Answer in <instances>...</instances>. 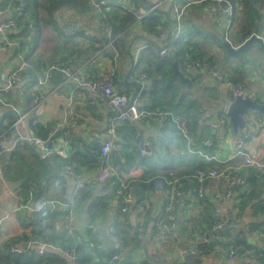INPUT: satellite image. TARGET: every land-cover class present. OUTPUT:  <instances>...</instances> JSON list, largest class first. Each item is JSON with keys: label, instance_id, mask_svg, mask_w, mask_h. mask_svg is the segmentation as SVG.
<instances>
[{"label": "crops", "instance_id": "1", "mask_svg": "<svg viewBox=\"0 0 264 264\" xmlns=\"http://www.w3.org/2000/svg\"><path fill=\"white\" fill-rule=\"evenodd\" d=\"M107 1L111 2L110 0ZM140 1L145 5L142 11L149 9L148 4L154 2V0ZM176 1L169 0L168 5L169 8L171 7L169 10L172 11L170 12L171 14H169L172 19V27L166 30L173 33L177 29L176 17L172 10V5H178L175 4ZM123 3L124 6L130 7L131 9L134 7V3L131 0H123ZM205 5L196 9L191 15L192 18L195 22L204 25L203 27L209 25L213 27V29H217L216 31H218V33H222L223 26L221 28V25L223 21L212 18L208 7ZM9 11L10 9L7 10L6 16H11ZM96 14L97 12L92 9L88 13L75 16L81 27H88L86 30L87 34H90L92 29L100 25L99 20L96 18ZM65 16L68 20L70 13L65 12ZM205 16H209V21H205ZM88 21L89 23L87 24ZM174 23L175 26H173ZM181 25L184 26V22H181ZM132 26L129 29L131 36L129 40L131 41V46H133V52L136 53L147 44V40L142 35V29L139 23ZM258 42L260 44L263 43V41ZM104 48H106L108 52L109 50L112 51L108 43H106ZM261 49L262 51L259 53L260 58L250 59L246 62V66H240L241 60L239 58H228L224 50L220 47L217 50L223 51L224 59H222V66L226 67L228 71H233L235 68L239 67V69L243 70V73L246 74L244 81L258 83L260 90L252 88L250 90V95L254 99L255 97H259L264 101L263 45H261ZM106 51H99L95 53V55H91V57L81 64L84 68L83 76L85 78L90 76L91 79H95L102 75L110 66L115 65L117 68L115 80L116 87L125 91L129 97L134 98L137 96L138 89L135 86V75H129L128 73L129 67H131L130 64H132L131 59L119 58L116 61L113 52L109 54L110 52L107 53ZM11 55L12 53L0 46V83L2 82L3 76L7 74L13 66H16L20 60L19 55L17 58H13ZM251 63H253V66L256 68L254 72L251 71ZM180 69L182 70L181 67ZM182 71L185 76H187V73H185L184 70ZM199 74L200 76H195ZM191 75H193L196 80L192 81L191 77L187 76L190 78L191 84H186L188 87L193 85L192 96L197 101V105L196 103L194 104V110L197 112L198 121L195 127L194 124H191V121L187 119L186 115L180 113V115L188 121V126L186 127V134L188 137L184 136L183 132L174 126L175 129L165 128L169 123L162 125L154 121L126 120L127 122L124 121L125 123L123 122L120 125V128L122 127L123 139L120 136L114 148L115 150L120 149L117 150L114 155L115 164H117V167L115 166L117 174L113 175L105 182H99L96 180L99 169H84L81 172L85 186L78 197V206L75 212V236L79 244H83L86 239L88 240V236L86 235L87 230L91 229L92 235L96 239L93 242L96 243L91 242L89 245L91 247L95 246L107 254L115 249L114 246L117 243V238L121 239V235H126V231L139 229V233H142L139 236L141 247L137 250V254L140 255L141 258H149L154 264H182L185 261L194 264L182 255L184 251L183 239L187 241L188 246H186V248L189 253L193 248H205L210 236H215L212 234V227L215 221L221 219L225 223H228V226H236L238 230H240V228L245 230L248 235V241L251 244L255 243L259 246L262 245V236L257 231L252 230L251 225L254 221L260 223L264 219V211L260 210V212H257L256 206L253 205L257 200L260 201L258 198L264 200V185H257V195H255L252 199L253 201H251L253 204L248 203L245 207L241 208L237 205L240 201L241 193L244 191L249 192L252 188L251 184L248 183L242 188H235V192L232 196V198L234 197L233 199L230 198L217 201L214 194L217 191L223 190L224 183L222 179H215L207 181L204 184L208 197L201 198L204 199L202 202H199L201 199L197 201L190 200L189 204H187L188 197L191 194L189 190L190 184H192L191 179L194 178V173L192 175V172H190L191 170L194 172L202 168H217L223 170L225 167L223 163L216 160H207L201 153H189L188 148L191 146L194 149L202 150L209 154H216L220 159H225L233 153L236 139L241 135V132L234 133L232 128L226 132L225 126L220 123V118L223 115L221 111H223L225 106L228 107L231 102L227 87L222 82H219V80L210 77L208 73L196 72L195 74L191 73ZM53 79L54 78H44L42 83L38 85V92L40 96L44 98L40 109L35 108L38 105L35 101V97V105L30 109H27V107H29L28 103L25 100H21V97H19L24 96V94H12L10 98L13 97V103L19 106L24 113H28L29 118L32 115L31 117L36 118L38 122L49 125L50 131L53 129L54 125H58L64 119L65 121L67 119L68 121L71 120V124H69L70 136L76 135L80 139L85 137L89 140H99L103 142L106 138L107 121L111 115L110 108L105 105L89 104L87 102L88 91L72 86L69 81L65 82L64 86L57 89L58 95H52L51 91L64 83V81H61L55 84ZM5 115L6 113L3 114V112H0V119L3 117L6 118ZM255 115L264 117V112L251 111L247 114V119L250 121L249 128L251 124L255 122ZM18 118L19 116L17 115V120ZM11 126L4 130L0 127V134L8 130ZM21 127L26 131L25 124H22ZM129 127H134L135 129H130ZM200 133L203 135H200ZM206 140L210 141V147L204 145V141ZM247 144L252 154L264 158V124L259 133L255 135L252 140L248 141ZM139 150H141V152H139L140 156L146 161L148 169L153 170L155 174H161L157 176L158 178H170L175 176L179 178L180 188L183 190V187H186L184 193H190L188 197H186L185 194L183 204L176 209L177 223L176 227L173 229L175 233L169 229L163 231L157 228L159 226L157 225L156 218L165 206L166 198L156 190V187L153 192L150 193L149 191L144 195V200L140 201L136 208L131 205L128 211H123L121 209L122 201L116 196V184L118 183L116 179L125 177V179H129L131 184L141 181L145 177L146 168L140 165L132 168L128 172L121 173L118 170L120 167L117 161L120 160L123 162L126 157H130V160L133 161L135 160L133 155L138 154ZM72 152L73 147L71 146L69 155H71ZM41 157L38 149L32 144L21 146L11 153H0V164L2 167V174H0V246L4 241L12 237H22L21 243L14 245L20 250L17 252L18 254H24L28 251V254L33 253L32 251L37 253L36 247L32 245L33 241H48L32 237L31 227L27 226L28 220L25 219L23 214L21 217L18 216V210L22 200L18 191L23 182L27 180L33 181L34 178L42 172L47 173L39 182V186L40 183L42 186L39 197L36 199L38 186L35 193L32 195L30 193V201L24 206L28 212L30 211L31 213H36V211L40 210H35L34 208L38 207L41 201L71 197L74 195L77 184L75 178L65 175V168L59 171L57 166L54 165L56 156L51 158ZM41 160H49L48 165H43V167H41ZM241 162L240 159H237L231 161L230 165L233 167L240 166V170L247 176L251 167H245ZM57 173H60L64 178H68H66L65 183L62 185L57 178H54ZM155 176L156 175H154V177L151 176L147 182H149L151 178H156ZM260 178L264 180L263 175L259 176V179ZM186 181L187 183H185ZM137 199L138 196H135L134 202H136ZM92 202L96 203L98 209H100V213L93 218L89 210ZM53 209L55 210V208L51 210ZM257 213L260 214L259 217H257ZM184 220L189 221L186 224V231L183 229ZM62 222L64 223L63 219ZM141 224L142 230L139 228ZM208 226L211 227V229L208 231L207 228L206 231L203 232L204 227ZM92 228H95L96 231L93 232ZM187 232L192 235L191 238L193 239L188 238ZM24 235L30 236V239L24 238ZM82 235H84L85 238ZM199 244H201V246H199ZM123 246L124 252H127L129 246ZM230 249L220 252L219 254L215 252L202 253L199 257L195 258L202 259V264H236L237 262L234 260L235 255L231 256L229 254ZM52 251L58 252L53 249ZM246 252L250 253V250H246ZM59 253L62 258H66L69 261L63 252L60 251ZM93 261L99 262L100 259L95 255Z\"/></svg>", "mask_w": 264, "mask_h": 264}, {"label": "trees", "instance_id": "2", "mask_svg": "<svg viewBox=\"0 0 264 264\" xmlns=\"http://www.w3.org/2000/svg\"><path fill=\"white\" fill-rule=\"evenodd\" d=\"M24 1L25 3L21 6L20 0H0V8L4 9V16H6L7 10L10 9L9 14L14 17L17 22V28L8 32L12 40L15 42V49H13L11 57L17 58L18 55L22 56L28 63L27 68L22 72L23 77L25 78L24 96H19L21 97V100H25L28 103L29 107H27V109L34 107V97L38 92L37 86L42 82L44 79L43 76L47 73L48 68L52 64L59 65L60 67H69L73 71H76L86 59L91 57V55H95V53L99 51H106L104 46L108 43L112 51L109 50L110 53L108 51L106 52L109 54L113 52L116 61L119 58L131 59L132 64H130L131 67H129L128 70L129 75H138L139 73H146L148 75V80L142 89L139 83L135 81V86L138 89L137 100L141 109L151 110L171 108L179 114L186 115L187 119L191 121V124H194L196 127L198 115L194 110V104L196 103L197 105V101L192 96L193 85L188 87L186 83L182 82L180 76L176 74L174 70V62L177 61L182 70H184L185 64L188 61L198 58L210 62L216 67L218 64L217 59L214 55L209 54L206 47H213L216 44L218 47H222L228 58H238L241 57L242 53L240 55L230 54L223 44L225 39H228L233 46H240L254 35L264 36V0H231L234 4L233 13L229 18V27L226 25V31H222V33H218L216 30V32L210 31L203 27L204 25L195 22L192 18V13L205 4H191L187 6L184 11V21L182 20V23L184 22V26H182L183 29L179 33H175V36L170 40L174 51L170 56L160 55V48L168 45V43L160 40L159 34L172 27V19L169 15L171 14L170 12H172L171 10H168V12L160 7H156L142 19H138V14L145 8V5L140 0H131L134 3L133 9L124 6L123 0H110L111 2L109 3L99 4V9H97L92 0ZM188 1L189 0H177L176 2L178 3L175 2V4L183 6ZM92 9L97 12L96 18L99 20L100 24L104 21L113 29L112 39L116 37L115 35H119L120 33H123L122 36L116 37L111 41L106 36L108 33L101 25H98L96 28L92 29L90 34H87L86 30L88 27H81L75 16L88 13ZM65 12L70 13L68 20L65 16ZM211 16L214 19L221 20L222 15L211 14ZM88 23L89 21L87 24ZM136 23H139V26L142 29V35L147 40V44L140 48L137 56L135 55L136 53L133 52V46H131V41L129 40L131 37L129 29L132 25L135 26ZM69 24H72L75 27V33L73 35H68L63 31V27ZM48 36L51 38L49 45L41 49L44 39ZM240 64V66H246V61L241 60ZM110 67L103 74H105ZM116 69L115 66L113 75L114 80H116ZM217 69L224 75L225 80L242 82L247 88H249L245 83L246 81H244L246 74H244L243 70H240L239 67L235 68L233 71H228L224 66H222V68L217 67ZM187 76L191 77L192 81L196 80L191 74L187 73ZM195 76H200V74ZM51 78H54L53 80L56 84L63 81L65 76L59 71L56 72V74L53 73ZM87 78L91 79L90 76ZM70 82L72 86L76 85L75 82ZM123 92L126 93L125 91ZM12 94L16 93L11 90L9 93L5 94L4 101L6 103L14 104L12 100L13 97L10 98ZM38 95H40V93ZM229 97L230 100L233 99L230 93ZM255 99L259 102H264L259 97H255ZM0 112H3V114L6 113V118L3 117L0 119V127L2 130L11 126L17 120L18 114L12 108L5 107L2 102H0ZM221 114H223V111H221ZM31 116L29 118V124L32 131L37 135L47 138L51 132L50 126L38 122L36 118ZM144 121L149 120L146 119ZM254 121L255 122L251 124L248 133L246 135L241 133L240 135V137H243L247 143L259 133L264 124V117L261 115H255ZM173 126L174 125L172 124H167L165 128L173 129L175 127ZM224 126L226 132L232 128L230 123L225 124ZM129 128L131 129L134 127ZM119 134L123 139L122 127L119 129ZM200 135L203 134L200 133ZM69 141L73 147L72 154L68 157L62 155H57L55 157L54 165L57 166L59 171L66 168L68 165H74L78 172H82L84 169H99L103 162L101 155V146L103 142H100L99 140H89L85 137L80 139L76 135L69 136ZM117 150L120 149H114L111 153V162L116 167L117 164H115L114 155ZM139 152H141V150L138 151V154L133 155V158L135 159L133 161L130 160V157H126L123 162L120 160L117 161L120 167L118 170L121 173L128 172L132 168L140 165L146 168L143 180L132 184L129 179L126 180L128 182V187H130L129 190L133 192L134 196H138L137 201L132 203V207L135 208L140 201L144 200L145 194L149 191L151 193L155 190V183L160 179L157 176L161 175L155 174L153 170L148 169L146 161L141 158ZM48 162L49 160H41V167H43V165H48ZM51 165L53 166L52 163ZM190 172H192L193 175L196 171L194 172L191 170ZM260 173L264 177L263 172L255 168H250L247 179L252 188L249 192L244 191L241 193V197L239 196L240 201L237 203L239 207L243 208L248 203L253 204L251 201H253L252 199L257 195V185H264V180L261 178V180L259 179ZM46 174L47 173L42 172L35 177L33 181H24L18 191V194L22 197L18 216L21 217L23 214L25 219L28 220L27 226L31 227L32 237L45 239L53 244L61 245L66 248L72 246L76 247L80 259L84 264H154L151 259L141 258L140 255L137 254V250L141 247L139 236L142 233H139V229L126 231V235H121L123 245H128L129 249L127 252H124V250H118L120 255L113 260L112 256L117 252L116 249L105 254L94 245V247L89 245L96 240L92 235L91 229L87 230L86 235L88 236V240L86 239L83 244H79L77 241L75 231L71 234L68 233L67 226L62 222L66 212L65 207L58 206L54 207L55 210H51L53 207L49 206L47 209L36 211V213H31L30 211L29 213L24 206L30 201V193H35L37 191L40 180ZM239 174L244 175V172L239 170ZM154 175H156V178H151L149 182H147V180L151 176L154 177ZM54 178H57L62 185L65 183L67 177L64 178L60 173H57ZM116 180L118 182L116 184L117 187L120 185V180L118 178ZM191 181L192 184L188 187L190 193H193L194 189L199 187V182L196 178H192ZM185 183H187V181ZM183 191H186V187H183ZM190 193H185L186 197H188ZM204 197H208V194L205 193ZM78 199V197L72 195L69 198L65 197L60 200L70 203L71 200L78 201ZM258 199L260 201L257 200L253 205L256 206L257 212H260V210L264 211V200L261 198ZM202 200L204 199H201L199 202H202ZM94 202H92L89 208L92 218L100 213V209H98L97 204ZM189 202L190 198L188 197L187 204H189ZM162 209H164V207ZM259 216L260 214L257 213V217ZM187 222L189 221H183V229L185 231L187 228ZM157 228L166 231L165 227ZM207 228L208 231L211 229L209 226L204 227L203 232L206 231ZM251 229L257 231L262 236L263 240L261 246L256 245L255 243L251 244L248 241V235L245 230L241 228L238 230L236 226H228L224 230H221L218 235L213 237L211 235L207 246L199 249L202 250V253L215 252L219 254L220 252L234 248V260L237 262H235L236 264H264V219L260 223L254 221L251 225ZM172 232L175 233V231ZM187 234L188 238L192 237L188 232ZM23 237L30 239V236L27 235H24ZM21 238L22 237H12L3 242L0 246V264H70L66 258H62L59 252L52 250L46 251V254L44 255H39L34 251H32L33 253L28 254V250V252L24 254L12 252V246L20 244ZM246 250H250V253H247ZM251 252L254 253V257L251 256ZM95 255L99 257V262L93 261ZM182 264L190 263L185 261Z\"/></svg>", "mask_w": 264, "mask_h": 264}, {"label": "built area", "instance_id": "3", "mask_svg": "<svg viewBox=\"0 0 264 264\" xmlns=\"http://www.w3.org/2000/svg\"><path fill=\"white\" fill-rule=\"evenodd\" d=\"M94 5L99 9V4H105L109 1L107 0H92ZM242 1V0H238ZM25 3L24 0H20V5L22 6ZM156 3L155 6L149 7L145 11H141L138 14V19H142L146 16L151 10L155 9L158 6L164 10H169V0H154ZM191 4H206L210 13L216 15H227L233 13L234 4L231 0H189L185 5H172V10L176 17L177 29L173 33L169 30H164L159 34V39L168 43V45L161 47L159 53L161 56H170L174 51L172 48V43L170 40L175 36V33H179L182 30L181 22L184 16V10L187 6ZM134 8V7H133ZM4 9L0 8V46L3 47L6 51L13 53L15 49V42L9 35L10 30H15L17 28V22L14 17L4 16ZM104 30L108 33L106 36L112 41L113 38V29L104 21L100 24ZM64 33L68 35H73L75 33V27L72 24L66 25L63 27ZM258 37H262L257 35ZM110 41V43H111ZM140 50V49H139ZM139 50L136 52V56L139 54ZM27 61L20 56V60L16 66L10 69V71L5 74L2 78V83L0 84V102L4 104L5 107L12 108L19 116L18 120L13 123V125L8 129L3 131L0 134V153H10L17 149L20 146L26 144L34 145L42 157H54L55 154L62 155L67 157L69 155L71 144L69 141L70 131L68 130L71 120L65 121V119L58 125H54L49 136L44 138L40 135H37L32 131L29 124L28 113H24L23 110L15 105L8 104L4 101L5 94L9 93L11 90L16 94L23 95L25 92V78L23 77L22 72L27 68ZM84 68L81 66L76 71H73L69 67H60L59 65L52 64L47 73L44 75L45 79H51L53 73L61 71L65 76L63 80L64 83L55 87L52 91V95H58L57 89L65 85L67 81L75 82L77 88L87 90V102L92 105H105L111 110V115L108 118L106 125V138L103 141L101 146V155L103 162L99 167V170L96 175V180L99 182H105L113 175L117 174V169L111 162V153L116 147L118 140L120 139L119 129L120 125L126 120H149L154 121L160 124H172L176 128L180 129L184 136L188 137L186 134V127L188 126V121L180 114H178L174 109L171 108H160V109H141L137 100V96L134 98L129 97L122 90L118 89L115 85L114 80V71L115 65H112L110 69L103 75L89 80L83 76ZM184 72L188 74H195L196 72H205L208 73L210 77H213L220 82L225 83L224 85L228 88L230 95L235 98L239 95H250V90L242 82H234L231 80H225L224 75L213 66L210 62L204 61L202 59H194L188 61L185 64ZM82 75V76H81ZM141 89L144 88L146 81L148 80V75L146 73H139L135 75L134 79ZM40 82L39 84H41ZM38 84V85H39ZM38 89V86H37ZM74 96V91H73ZM251 96V95H250ZM44 98L40 95H35V101L37 102L36 109H40L42 106ZM227 109L225 106L223 109V115L220 118V123L225 125L229 123V118L227 117ZM22 124H25L26 131L21 127ZM61 130V134L54 140L51 138L55 133ZM51 143V145H50ZM206 147H210L211 143L209 140L204 141ZM189 153H201L207 160L213 161L216 160L225 165L223 170L217 168H202L198 169L194 173V178L199 182V187L194 189V192L189 195L191 201H197L205 196L206 190L204 184L207 181L222 179L224 183V188L222 191H217L214 194V197L217 201H222L225 198H232L235 188H242L248 184L247 176L244 174H239L240 166H231L230 162L240 159L241 164L245 167L255 168L264 173V158L257 157L252 154L249 148V145L243 139V137H238L235 142V147L233 153L225 159H220L216 154H209L203 152L202 150L194 149L191 146L188 148ZM145 154V151L143 150ZM65 175L71 178H75L77 181L74 195L79 197L81 190L85 186V182L82 179V173L78 172L74 165H68L64 169ZM0 174H2V167L0 164ZM261 176V173L260 175ZM120 185L116 187V196L119 200L122 201V210L128 211L134 202V194L130 191L128 187V182L125 177H120ZM156 190L160 192L165 198L164 209L157 215V225L159 227H165L166 229L172 230L176 227L177 223V214L176 209L183 204L185 200V193L179 186V178L172 176L170 178H160L155 183ZM33 192H31V195ZM124 203V204H123ZM65 207V214L63 221L67 226L68 233H73L75 231V212L77 210L78 202L77 200H71V202H64L60 199H48L42 201L38 207L34 208L35 210L46 209L47 207ZM224 221L218 219L215 221L214 226L217 225V228L220 230L224 226ZM140 230H142V224L140 225ZM93 232L96 231L95 228H92ZM215 231L214 229L212 232ZM117 243L115 244L116 253L113 254L112 259L119 257L120 253L118 250L122 251L124 246L121 239L117 238ZM36 247L38 254H44L47 250H57L58 252H63L66 257L69 259L70 264H84L81 261L79 253L76 247H63L61 245H56L48 241L34 240L32 243ZM12 252H19L18 247L12 246ZM119 251V252H120ZM235 250L230 249L229 254L234 255ZM190 254L194 257H199L202 254V250L199 248H193L190 251ZM251 256L254 257V253H251Z\"/></svg>", "mask_w": 264, "mask_h": 264}, {"label": "water", "instance_id": "4", "mask_svg": "<svg viewBox=\"0 0 264 264\" xmlns=\"http://www.w3.org/2000/svg\"><path fill=\"white\" fill-rule=\"evenodd\" d=\"M153 6H155V3H153V2H150L148 4V7H153ZM173 26H175V23ZM254 40H261V39L258 36L254 35L238 47L233 46L232 43L227 39L224 42V46L230 54L240 55L242 53L243 49L246 46H248ZM262 45L264 46V42L262 43ZM174 70H175L176 74H178L180 76L182 82L188 83V85L191 84L190 78L185 76L183 71L180 69V65L177 61L174 62ZM251 111H262V112H264V103L257 101L256 99H254L250 95H239V96H236L235 98H233L231 100V102L228 105V109H227L226 114H227V117L229 118V123L231 124V127H232L234 133L241 132L245 135L248 133L250 121L247 119V114ZM60 134H61V130H58L55 133V135L51 138V140L56 139L57 137L60 136ZM50 145H51V143H50ZM55 156H57V154H55L54 157ZM41 190H42V186L40 183V186H39L38 191H37L36 199L39 197ZM41 203H42V201L39 204H41ZM228 225H229L228 223H225L222 229H220L219 231H213V234L218 235L219 232L221 230H224L226 227H228ZM186 246H188L187 241L185 239H183L184 251H183L182 255L184 257H186L187 259H189L194 264H202L203 260L200 258L193 257L189 253V251H187ZM199 246H201V244H199Z\"/></svg>", "mask_w": 264, "mask_h": 264}, {"label": "rangeland", "instance_id": "5", "mask_svg": "<svg viewBox=\"0 0 264 264\" xmlns=\"http://www.w3.org/2000/svg\"><path fill=\"white\" fill-rule=\"evenodd\" d=\"M154 3V2H153ZM124 4V3H123ZM155 5H156V3H155ZM158 7H162V6H158ZM212 14V13H211ZM232 14V13H231ZM231 14H227V15H222L221 16V20L223 21V24L221 25V28H222V26H223V32H225L226 31V25H228V27H229V18H230V15ZM204 19H205V21H209V16H205L204 17ZM206 29H208V30H210V31H215V30H217V29H213L212 27H210L209 25L208 26H206L205 27ZM216 32V31H215ZM47 33H49V32H47ZM122 34L123 33H120L117 37H119V36H122ZM209 34V33H208ZM257 36V35H256ZM260 39H261V41H263L264 42V36L263 37H259ZM50 40H51V38H50V36H48L47 38H45L44 39V41H43V43H42V45H41V49L43 48V47H45V46H48L49 45V43H50ZM225 40H227V39H225ZM259 41V40H258ZM257 40H254V41H252L251 43H250V45L249 46H246L244 49H243V52H242V55H241V57H238V58H240L241 60H244V61H249L250 59H253V58H260L259 57V53L262 51V49H261V45H262V43L260 44L259 42H258ZM225 42V41H224ZM223 43V42H222ZM212 44H213V41H212ZM224 44V43H223ZM218 45H214L213 47L212 46H208V47H206L207 48V50H208V52H209V54H212V55H214V57L217 59V61H218V64H217V67L218 68H220V67H222V59H224V53H223V51L221 52V50H217L218 48ZM221 49H222V47H220ZM254 64L253 63H251V71H253L254 72V69H256L255 68V66H253ZM134 79H135V77H134ZM246 83H247V85L249 86V90H251L252 88H255V89H257V90H260V87H259V85H258V83H254V82H251V81H246ZM225 223V222H224ZM212 229H214L215 231H219V229L217 228V225L216 226H214V227H212Z\"/></svg>", "mask_w": 264, "mask_h": 264}]
</instances>
